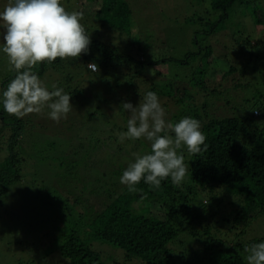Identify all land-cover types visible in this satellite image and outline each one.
I'll use <instances>...</instances> for the list:
<instances>
[{
    "label": "trees",
    "instance_id": "1",
    "mask_svg": "<svg viewBox=\"0 0 264 264\" xmlns=\"http://www.w3.org/2000/svg\"><path fill=\"white\" fill-rule=\"evenodd\" d=\"M99 1L100 4H95V0L78 4L80 12L85 16L91 11L95 19L108 16L110 20L107 24L104 22L106 25L120 31L119 37L128 35L133 22L127 1ZM205 2L201 0L198 8L203 9V13L194 21L203 32L194 34L193 50L186 55L184 62L181 61L186 67L189 61H199L200 64L184 76L169 70L163 57L160 62L153 60L149 50L141 51L136 57L109 54L105 46L91 39L87 55L81 54L74 59L58 58L51 64L43 62L33 69L50 91L52 86L46 82L50 78L57 87L64 89L66 86V91L76 85L73 92L67 91L71 99L77 98V90L81 89L77 81L80 73L89 75V85L96 84L103 93L101 97L111 92L107 85L110 74L115 87H126L125 91L121 90L122 97L118 94L109 100H98L96 111L91 114L98 122L88 126L87 130H74L71 125L58 127L61 135L57 134L52 141L54 137L49 136L47 129L48 119L43 116L41 120L45 122L36 126L40 130V141H33L32 150L37 152V160L42 166L46 164L50 168L48 152L54 144L61 143L65 149L79 146L80 151L73 153L77 156L73 162L68 155H63L64 161L70 163L68 168L73 171L77 168L75 173L81 176L82 182L85 181L90 195H100V198L116 195L114 201L111 198L89 225L86 221L79 222L78 228H62L57 250L61 264H106L100 254L86 243V235L123 250L126 261H131V264H246L244 248L264 241V237L251 236L248 231L255 222L262 227L264 225V71L260 68L264 67V36L259 35L264 32V0H211L210 10L205 7ZM230 24L234 27L240 24V31L236 34L240 38L232 40L236 44L237 61L225 55L223 58L216 56L210 47L201 49L198 36L212 37L229 28ZM134 44L128 49L133 48L137 53L142 44ZM98 47L101 51L95 58L93 54ZM85 56L92 58L88 61ZM90 63H95L98 71H88L86 66ZM111 63L120 66L125 74L112 73ZM159 65L165 66L166 72L154 69ZM8 68V73L0 75L3 76L0 78V91L16 74L10 65ZM151 71L166 81L162 86L149 90L156 92L159 98H166V102H161L165 108V103L173 107V111H166V118L172 122H178L185 116L198 119L207 147L202 146V151L194 156L186 149L179 150L189 167L188 179L179 187L169 180L163 181L159 189H152L141 182L136 192L111 193V179L104 175V171L116 174L113 162L120 160L119 157L134 162L143 141L122 142L119 139L117 134L126 131L129 118V113L123 111L122 106L125 102L133 106L143 102L147 91L140 95L133 84L138 75ZM120 78L124 86L119 85ZM32 119L30 114L17 118L0 110V200L22 180L23 153L29 152L35 129L31 126ZM28 132L29 137L25 136ZM146 145L150 147L149 142ZM149 152L150 149L146 154ZM106 154L113 162L103 163L101 159ZM56 158L59 162L62 160L61 157ZM40 181H47L44 175L40 176ZM198 191H205L210 196L206 200H196L193 195ZM42 192L45 191L34 189L32 195L40 197L44 195ZM165 192L166 195H174L179 202L164 207L167 211L162 219L144 216L132 208L133 201L162 198L156 195ZM48 194H52L50 186ZM51 198L49 205L56 207V211L63 210L59 204L54 206L57 197L53 195ZM18 264L35 262L25 259Z\"/></svg>",
    "mask_w": 264,
    "mask_h": 264
},
{
    "label": "rangeland",
    "instance_id": "2",
    "mask_svg": "<svg viewBox=\"0 0 264 264\" xmlns=\"http://www.w3.org/2000/svg\"><path fill=\"white\" fill-rule=\"evenodd\" d=\"M84 1L85 0H61V3L65 6L67 11L73 12L80 11L78 4L80 5ZM125 1H127L132 13L133 23L130 33L126 36L123 34L119 37L121 34L120 31L106 25L110 17L102 16L100 19H95V15L89 11L82 17L80 22L91 40H96L99 42L100 46H105L109 54H131L132 57H136L141 51L149 50L150 54L153 55V60L156 59L160 62L163 60L161 57H163L167 61L166 65L169 70L177 75L184 76L186 72L189 73L192 68L199 66V61H189L187 67L183 66L181 61L184 62L186 55L191 52L190 50H193L192 39L194 38V34L197 31L203 32V29H201L202 27L194 22L196 18L203 13V9L198 8L201 4V0ZM205 1V7L210 10L211 0ZM95 4H100V1L95 0ZM96 20L100 21L97 22ZM186 20L191 23L186 22ZM237 31H240V24L236 27L230 24L229 28L212 37L198 36L200 47L201 49L210 47L216 56L218 55L220 58H223L225 55L229 59L237 61L238 59L235 58L237 52L236 44L232 42L233 39L240 38L236 35ZM259 35L264 36V32L259 33ZM203 39L204 41H202ZM134 43L142 44L137 53L133 48L128 49V46ZM100 51L101 47H98V51L95 49L93 56L97 58V53ZM91 58L90 56H85V59L88 61L91 60ZM8 65L3 54H0V75L9 72ZM115 65L116 64L111 63L112 73L117 75L116 71H118L119 74H125L124 71L122 72L119 68L120 66ZM260 68L264 71V67ZM154 69L160 73H164L167 70L163 65H159ZM81 74L82 73L78 74L79 79L77 80L81 89L77 90L78 97L70 101L73 110L67 115V118L62 119L58 123L53 122L48 119V110L45 109L40 114H30L33 118L32 127L38 129V127H36L37 124L45 122L41 120L44 116V118L49 121H47L49 123V126H47L49 136L52 135L54 137L57 134L61 135L57 128L67 125H71L74 130H87L88 126L92 127L98 122L91 115L96 111L95 104L98 103V100H100V98L109 100L114 95L118 97V94L122 97L121 90L125 91L126 89L124 86L125 83H123L124 81L121 78L119 85L124 87L122 89H120L121 87H115L114 78L110 74L107 85L110 87L108 90H111V92L109 95L105 94L106 96L101 97L103 93L100 88L96 84L92 86L89 85V75H86V73H84V75ZM154 74L155 72L151 71V73L145 72L138 75L135 78L133 88L136 89L140 95H143L146 91L165 84L166 81H164L160 75L156 76ZM2 77L3 76L0 78ZM52 79L50 78L46 81L48 86L55 85ZM75 86L76 85H72L67 88V91L73 92ZM6 87L7 86H5L4 89ZM64 90L67 92L66 86ZM74 99H76V101ZM160 101L162 103L164 101L166 102V98L160 97ZM165 104L166 111H173V107H171L170 103ZM35 129L33 130V137L31 139V148L28 150V153H23L25 158L21 166L22 180L13 185L8 195L2 197L0 200V264H18V262L24 261L25 259L34 261L35 264H61V258L57 250L62 228L64 227L66 230L73 227L78 228L79 222L86 223V221L89 222V225L95 215L110 202V199L112 198V201H114L116 197V195H103V197L100 198V195H90L89 188L84 185L85 181L82 182L80 180L81 176L75 173L77 168H75L74 171L68 168L70 163L64 161L63 155H68L71 159L70 161L73 162L77 159V156H73V153L80 151L78 149L79 146L77 148L72 146L68 147L69 145H67L66 147L68 148L65 149L61 146V143L54 144L48 152L50 168H48L46 164L42 166L37 160V152L32 150L33 141H37L39 138L38 132H40L39 129ZM25 136L29 137V132L26 133ZM54 139L55 137L52 141H54ZM39 141L40 139H38V142ZM147 143L148 142L145 140L142 141L139 155L146 154V151L150 149V147L148 148V145H146ZM40 147L43 148V146ZM23 149L25 151L27 150L24 145ZM30 155H32V157H30ZM56 157H61L62 160L59 162ZM119 158L120 160L114 162L108 154H106L104 158H100L103 160L104 164L113 162V166H115L114 170L116 174H113V172L109 174L104 171V175H109L111 179L110 182L112 186L109 189L111 193H124L127 191V188L120 184L119 178L127 166L132 162L125 160V157ZM121 167H123V170H121L122 172L119 171ZM41 175H44L45 180H47L46 182L40 181ZM187 179L188 177L186 176L182 185ZM49 186L52 191L51 195L48 194ZM34 189L44 190L45 192H42L44 195H40V197L32 195ZM160 194L156 196H162V198H146L143 202L133 201L132 208L138 210V212L142 213L144 216L148 215L152 218L162 219L167 211H165L164 207L171 203L177 204L179 199L175 198L174 195H166V192ZM196 194L197 195H193V197L196 196L194 198L196 200H206L208 196H210V194L205 191H198ZM53 195L57 197L54 206L59 204L63 207V210L56 211V207L49 205L48 200ZM51 200L53 199L51 198ZM57 210L59 209L57 208ZM62 213H64V216ZM61 214L62 216L60 217ZM248 229L251 236L258 238L264 237V225L262 227L259 223L255 222ZM85 240L95 252L100 254L102 260L106 262V264H131V261H126L123 250L103 244L88 235H86Z\"/></svg>",
    "mask_w": 264,
    "mask_h": 264
},
{
    "label": "clouds",
    "instance_id": "3",
    "mask_svg": "<svg viewBox=\"0 0 264 264\" xmlns=\"http://www.w3.org/2000/svg\"><path fill=\"white\" fill-rule=\"evenodd\" d=\"M83 13L69 12L61 0H0V54L16 74L0 91V110L17 118L40 114L47 109L53 122L66 119L73 110L71 95L62 87L50 91L33 71L43 62L58 58L74 59L87 55L90 36L81 24ZM98 71L95 63L87 66ZM129 113L126 131L117 135L123 141L145 140L150 152L135 155L119 178L129 192H136L141 182L159 189L165 180L179 187L189 174L181 149L191 155L207 147L206 136L198 119L185 116L178 122L166 118V109L154 91H147L143 102L133 106L125 102ZM246 264H264V241L244 248Z\"/></svg>",
    "mask_w": 264,
    "mask_h": 264
}]
</instances>
